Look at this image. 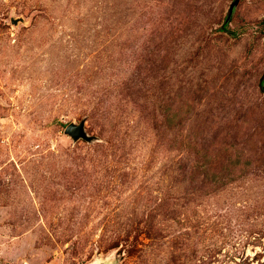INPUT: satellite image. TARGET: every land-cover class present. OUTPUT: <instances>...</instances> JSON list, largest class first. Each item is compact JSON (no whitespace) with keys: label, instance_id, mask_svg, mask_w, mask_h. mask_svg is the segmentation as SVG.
Listing matches in <instances>:
<instances>
[{"label":"rangeland","instance_id":"374dc122","mask_svg":"<svg viewBox=\"0 0 264 264\" xmlns=\"http://www.w3.org/2000/svg\"><path fill=\"white\" fill-rule=\"evenodd\" d=\"M0 264H264V0H0Z\"/></svg>","mask_w":264,"mask_h":264},{"label":"water","instance_id":"95a60500","mask_svg":"<svg viewBox=\"0 0 264 264\" xmlns=\"http://www.w3.org/2000/svg\"><path fill=\"white\" fill-rule=\"evenodd\" d=\"M64 133L75 140L83 139L88 141V138L84 133V128L82 124L79 125L70 124L65 128Z\"/></svg>","mask_w":264,"mask_h":264}]
</instances>
